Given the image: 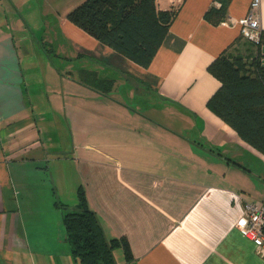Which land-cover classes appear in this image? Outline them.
Wrapping results in <instances>:
<instances>
[{
    "label": "crops",
    "instance_id": "crops-1",
    "mask_svg": "<svg viewBox=\"0 0 264 264\" xmlns=\"http://www.w3.org/2000/svg\"><path fill=\"white\" fill-rule=\"evenodd\" d=\"M12 2L0 0V264L78 263L60 205L81 186L106 236L127 240V264H264L236 227L244 202L264 203V154L208 105L211 62L256 52L237 22L251 0L218 24L204 16L218 0H156L179 10L147 67L67 13Z\"/></svg>",
    "mask_w": 264,
    "mask_h": 264
},
{
    "label": "trees",
    "instance_id": "trees-1",
    "mask_svg": "<svg viewBox=\"0 0 264 264\" xmlns=\"http://www.w3.org/2000/svg\"><path fill=\"white\" fill-rule=\"evenodd\" d=\"M204 14L212 24L225 19L231 0H218ZM179 6L159 8L156 0H84L67 13V18L87 33L147 67L161 46ZM264 32L255 54L226 51L209 65L220 81L209 98V107L231 125L246 142L264 154ZM100 80L112 85V80ZM77 205L64 207L66 238L78 264H116L114 249L121 247L126 263L133 261L125 238H108L90 207L84 188L77 192Z\"/></svg>",
    "mask_w": 264,
    "mask_h": 264
},
{
    "label": "built area",
    "instance_id": "built-area-1",
    "mask_svg": "<svg viewBox=\"0 0 264 264\" xmlns=\"http://www.w3.org/2000/svg\"><path fill=\"white\" fill-rule=\"evenodd\" d=\"M220 5L219 2H216ZM243 37L255 45L261 42L263 26L261 22V0H251L248 11L238 19ZM236 227L256 244L259 252L264 254V203L246 201L243 212L238 217Z\"/></svg>",
    "mask_w": 264,
    "mask_h": 264
},
{
    "label": "rangeland",
    "instance_id": "rangeland-1",
    "mask_svg": "<svg viewBox=\"0 0 264 264\" xmlns=\"http://www.w3.org/2000/svg\"><path fill=\"white\" fill-rule=\"evenodd\" d=\"M9 0H7L8 2ZM14 0H11V4L13 5ZM29 1H31V4L35 2V0H28L27 4H29ZM84 0H37V2L39 3V5L41 4V7H43V9L48 10L49 12L52 10L53 14L60 16L61 14L64 13H68L70 10H72L74 7H76L77 5H79L81 2H83ZM26 7V6H25ZM11 13H9V19H13V17H15V12L14 9H16L14 6L11 7ZM47 12V13H49ZM50 16V14H49ZM14 20V19H13ZM51 31L50 29L47 30V32ZM40 33V32H38ZM250 44H253L250 42ZM50 47V46H49ZM65 136H61V143H67L64 140ZM114 254H115V260H116V264H127L125 261V256H124V252L120 247H116L114 249ZM78 264V263H76Z\"/></svg>",
    "mask_w": 264,
    "mask_h": 264
}]
</instances>
